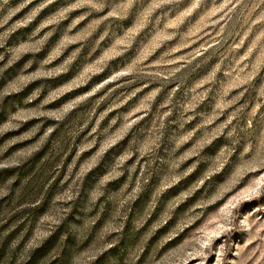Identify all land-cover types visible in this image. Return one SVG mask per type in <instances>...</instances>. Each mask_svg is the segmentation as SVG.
Listing matches in <instances>:
<instances>
[{
	"label": "rangeland",
	"instance_id": "rangeland-1",
	"mask_svg": "<svg viewBox=\"0 0 264 264\" xmlns=\"http://www.w3.org/2000/svg\"><path fill=\"white\" fill-rule=\"evenodd\" d=\"M0 264H264V0H0Z\"/></svg>",
	"mask_w": 264,
	"mask_h": 264
}]
</instances>
